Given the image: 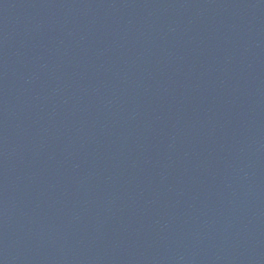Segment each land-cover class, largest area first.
<instances>
[{"label":"water","instance_id":"obj_1","mask_svg":"<svg viewBox=\"0 0 264 264\" xmlns=\"http://www.w3.org/2000/svg\"><path fill=\"white\" fill-rule=\"evenodd\" d=\"M0 264H264V0H0Z\"/></svg>","mask_w":264,"mask_h":264}]
</instances>
